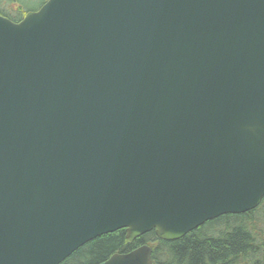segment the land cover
<instances>
[{
	"label": "water",
	"instance_id": "95a60500",
	"mask_svg": "<svg viewBox=\"0 0 264 264\" xmlns=\"http://www.w3.org/2000/svg\"><path fill=\"white\" fill-rule=\"evenodd\" d=\"M263 198L264 0L0 15V264H60L123 229L179 240Z\"/></svg>",
	"mask_w": 264,
	"mask_h": 264
},
{
	"label": "trees",
	"instance_id": "16d2710c",
	"mask_svg": "<svg viewBox=\"0 0 264 264\" xmlns=\"http://www.w3.org/2000/svg\"><path fill=\"white\" fill-rule=\"evenodd\" d=\"M15 1L19 5L13 12L0 13L19 21L27 1ZM146 244L153 249V264H264V198L255 210L220 216L175 241L161 240L154 231L131 245L126 230L102 235L60 264H100L115 253H128Z\"/></svg>",
	"mask_w": 264,
	"mask_h": 264
},
{
	"label": "rangeland",
	"instance_id": "374dc122",
	"mask_svg": "<svg viewBox=\"0 0 264 264\" xmlns=\"http://www.w3.org/2000/svg\"><path fill=\"white\" fill-rule=\"evenodd\" d=\"M26 1H27L25 4L27 6L26 11H35L41 5H43L47 0H26ZM16 4L18 3L14 1L11 2L10 0H0V9L8 14V12H13L12 10H14V6ZM14 14L15 13H11V15H14Z\"/></svg>",
	"mask_w": 264,
	"mask_h": 264
}]
</instances>
